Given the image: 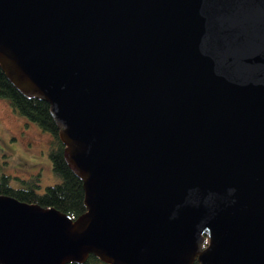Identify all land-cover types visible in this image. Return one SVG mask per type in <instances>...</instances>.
Here are the masks:
<instances>
[{"label": "water", "instance_id": "95a60500", "mask_svg": "<svg viewBox=\"0 0 264 264\" xmlns=\"http://www.w3.org/2000/svg\"><path fill=\"white\" fill-rule=\"evenodd\" d=\"M0 69L85 208L0 194V264H264V0H0Z\"/></svg>", "mask_w": 264, "mask_h": 264}, {"label": "trees", "instance_id": "16d2710c", "mask_svg": "<svg viewBox=\"0 0 264 264\" xmlns=\"http://www.w3.org/2000/svg\"><path fill=\"white\" fill-rule=\"evenodd\" d=\"M0 97L5 98L16 112L36 123L40 129L51 134L47 154L51 170L59 178L57 182L46 185L42 192H37V174L18 179L21 184L12 186L9 182L10 175L0 170V194L13 196L19 200L36 203L43 207H54L71 217L81 213L85 209L82 202L81 180L71 172L63 159V144L58 139L57 127L48 112L47 102L33 96L25 97L20 94L6 79L1 69ZM65 264L106 263L101 262L96 256L89 253L80 263L70 261ZM192 264H196V262L194 261Z\"/></svg>", "mask_w": 264, "mask_h": 264}, {"label": "rangeland", "instance_id": "374dc122", "mask_svg": "<svg viewBox=\"0 0 264 264\" xmlns=\"http://www.w3.org/2000/svg\"><path fill=\"white\" fill-rule=\"evenodd\" d=\"M51 134L16 112L0 97V170L10 175V184L37 174V192L59 180L51 170L48 147Z\"/></svg>", "mask_w": 264, "mask_h": 264}, {"label": "flooded vegetation", "instance_id": "af4514ba", "mask_svg": "<svg viewBox=\"0 0 264 264\" xmlns=\"http://www.w3.org/2000/svg\"><path fill=\"white\" fill-rule=\"evenodd\" d=\"M206 241H207V237L205 236V241H204V243L202 244V246L205 245Z\"/></svg>", "mask_w": 264, "mask_h": 264}]
</instances>
